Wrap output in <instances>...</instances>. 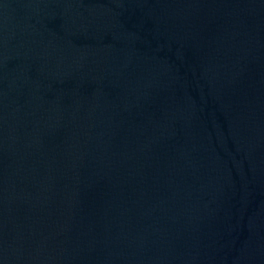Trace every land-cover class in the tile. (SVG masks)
I'll use <instances>...</instances> for the list:
<instances>
[{
    "label": "water",
    "instance_id": "obj_1",
    "mask_svg": "<svg viewBox=\"0 0 264 264\" xmlns=\"http://www.w3.org/2000/svg\"><path fill=\"white\" fill-rule=\"evenodd\" d=\"M0 264H264V0H0Z\"/></svg>",
    "mask_w": 264,
    "mask_h": 264
}]
</instances>
